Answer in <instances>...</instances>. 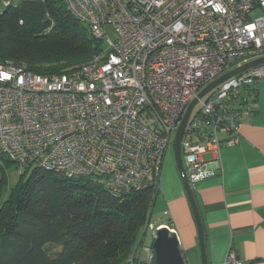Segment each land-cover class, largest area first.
<instances>
[{"label": "built area", "instance_id": "2783aa9c", "mask_svg": "<svg viewBox=\"0 0 264 264\" xmlns=\"http://www.w3.org/2000/svg\"><path fill=\"white\" fill-rule=\"evenodd\" d=\"M62 1L103 49L47 77L0 63V163L10 161L20 175L34 168L98 177L113 197L155 190L190 103L217 78L264 57V0ZM260 80L264 66L196 103L180 146L191 186L212 177L221 150L239 143L238 127L254 112ZM161 227L175 233L171 225L148 224L149 242L134 249L128 264H154L151 243ZM223 264L243 263L229 250Z\"/></svg>", "mask_w": 264, "mask_h": 264}, {"label": "trees", "instance_id": "16d2710c", "mask_svg": "<svg viewBox=\"0 0 264 264\" xmlns=\"http://www.w3.org/2000/svg\"><path fill=\"white\" fill-rule=\"evenodd\" d=\"M2 1L0 63L47 77L68 73L103 49L62 0ZM10 167L0 163V264H128L143 243L158 187L113 197L98 177L39 169L10 187Z\"/></svg>", "mask_w": 264, "mask_h": 264}, {"label": "crops", "instance_id": "0c3cea01", "mask_svg": "<svg viewBox=\"0 0 264 264\" xmlns=\"http://www.w3.org/2000/svg\"><path fill=\"white\" fill-rule=\"evenodd\" d=\"M238 132L239 143L221 150L219 168L210 167L214 175L192 185L207 264H223L229 250L243 264H264V80L257 82L254 112L243 117ZM170 162H163L153 206L167 213L179 248L193 250L196 228Z\"/></svg>", "mask_w": 264, "mask_h": 264}, {"label": "water", "instance_id": "95a60500", "mask_svg": "<svg viewBox=\"0 0 264 264\" xmlns=\"http://www.w3.org/2000/svg\"><path fill=\"white\" fill-rule=\"evenodd\" d=\"M264 66V57L252 60L242 66L222 75L217 78L207 87H205L198 95L195 100L188 106L181 122L176 130L172 140V154L175 163L177 173L179 175L181 184L183 186L186 199L188 201L190 211L192 214L193 222L197 233V242L199 248L200 264H207L206 249H205V233L202 226L200 213L195 201L192 186L188 180L185 169L183 167L181 159V140L188 122L189 116L194 109L198 100H200L207 93L215 89L219 84L224 81L233 78L243 72ZM151 250L154 255V264H185L183 255L179 248V241L176 233L170 232L166 227H161L156 230V239L151 243Z\"/></svg>", "mask_w": 264, "mask_h": 264}, {"label": "rangeland", "instance_id": "374dc122", "mask_svg": "<svg viewBox=\"0 0 264 264\" xmlns=\"http://www.w3.org/2000/svg\"><path fill=\"white\" fill-rule=\"evenodd\" d=\"M258 15H255V17ZM108 33L110 35V37L112 39H114V34L113 31L111 29H108ZM209 95V93H207L205 96H203V99H206V97ZM199 108V105L196 104L194 107L193 112H195L197 109ZM193 114V113H192ZM164 162L166 161H171L170 163H172V165L175 167V163H174V159H173V154H172V147L169 150V152L167 153V155L164 158ZM176 168V167H175ZM34 170V168L29 169L28 172H26L25 175L21 176L19 174V172L16 170L15 167H10L7 169V175H8V183L10 187H14L16 184L18 183H24L28 180L30 174L32 173V171ZM151 223L154 225H159V224H165L170 226V223L168 222V217L166 215L163 214L162 210H159L158 208L154 207L152 208V214H151ZM145 227V226H144ZM144 229V228H143ZM142 231H145L144 233H142V241L143 243L147 244L149 242V230L146 228ZM141 237V234H140ZM139 237V238H140ZM139 240V239H138ZM140 246H138L139 248L143 246V244H139ZM141 249V248H140ZM135 251V250H134ZM180 251L183 255V258L185 260V264H200V258H199V248L195 247L193 250L189 249V248H180Z\"/></svg>", "mask_w": 264, "mask_h": 264}]
</instances>
